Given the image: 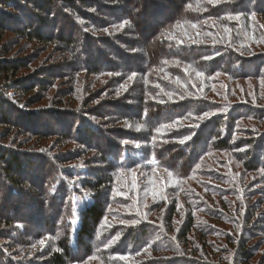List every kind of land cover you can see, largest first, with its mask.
Masks as SVG:
<instances>
[{
  "label": "trees",
  "instance_id": "16d2710c",
  "mask_svg": "<svg viewBox=\"0 0 264 264\" xmlns=\"http://www.w3.org/2000/svg\"><path fill=\"white\" fill-rule=\"evenodd\" d=\"M262 25L264 0H0V264H251L264 255ZM7 34L60 46L68 74L116 76L117 100L77 104L66 90L58 108L38 90L63 81L61 67L37 72L35 57L12 54V38L2 44ZM48 140L67 150L41 149ZM162 170L183 187L167 188L155 208L138 185L147 172L161 190Z\"/></svg>",
  "mask_w": 264,
  "mask_h": 264
},
{
  "label": "rangeland",
  "instance_id": "374dc122",
  "mask_svg": "<svg viewBox=\"0 0 264 264\" xmlns=\"http://www.w3.org/2000/svg\"><path fill=\"white\" fill-rule=\"evenodd\" d=\"M59 3H61L63 0H56ZM171 9V8H168ZM167 9V10H168ZM175 12V11H174ZM151 18H149L150 20ZM119 30H115L114 34L119 33ZM97 37L102 38V39H107L112 37V35H110L108 32H98ZM13 40V44H11V48L13 50V55H15L16 57H20L22 59L29 58H36V62L33 63L32 68H36L37 72H41L44 69H52L54 66H58L61 67L60 70H58L57 72H55V76L59 74H62V72L65 74V77H62V75L60 76V78H62L60 80H55L53 85L45 90H38L40 91V93L47 97L48 99L50 98L52 103L53 101L55 102V104L57 105L58 108H62L61 106V102H64L66 100H61V97L63 95V91L66 90H71V93H73L74 96L71 97V99L73 97L76 98V103H82L83 102V98H85L88 102H90V105L92 106H98L99 104L102 103H107V102H113L116 101L118 98V95L115 94L114 92L116 91L114 85H113V80H115V84H117V77L115 76H90V75H86V74H80V73H76V72H72L71 74L69 73V69H66L68 62L70 61L69 57L67 56V54L61 50L60 46L57 45H53V46H43L42 44H38V43H25L26 41H22V42H16V40L14 39L13 35L7 34L6 35V40L4 41V43H8L10 40ZM125 50H127L128 52H130V49L128 47L125 46L124 48ZM63 63H59L61 62V60H63ZM63 68V69H62ZM25 74H28L25 73ZM31 75L29 78H31V82L30 83H34L32 80L35 79V76L33 74H29ZM37 76V75H36ZM28 84V83H27ZM130 86V83H127L125 85V88ZM110 90V91H109ZM8 95L10 97V99L13 102H17L20 106H22L23 104H25V100L27 99V96L22 97V95L18 92H15L13 90H9ZM261 93H264V87H261ZM84 96V97H83ZM44 97V98H45ZM123 101V103L125 104L126 102H128V98L125 95V98H121ZM235 100H233L234 103ZM46 103V102H44ZM98 104V105H97ZM262 106H264V103H261ZM54 106V105H53ZM52 107V106H51ZM56 107V106H55ZM264 109V107H261ZM259 127V129L262 131L264 130V124L261 125H257ZM126 128V127H125ZM241 136L239 135V138ZM238 138V137H237ZM134 146H136V144H132ZM39 146H41V149L43 148V146L46 148H51L52 153H56L59 154L60 152H64L67 149L66 148H59L57 143L54 140H48L46 142L43 143H39ZM59 148V149H58ZM39 149V150H41ZM144 150V149H143ZM136 152L138 153L139 150H136ZM217 156L220 157L219 155H215L213 156L214 158ZM221 158L224 160V156H221ZM207 160H205L207 163H209L211 166H213L216 170H223L221 169L222 167H220L219 165L214 164L213 162H211V158H206ZM229 158L227 157V160ZM226 160V159H225ZM203 168H205V166H203ZM199 169H201V167H199ZM238 171H241V167L238 166L237 168ZM218 173H221L219 171H217ZM137 172L135 173H129L126 174L127 176H136ZM142 177L145 178L144 182L139 184L138 187H144L147 188L148 190H150L153 194H149L148 196L150 197L149 200L154 202V204H156L157 206L155 208L161 207L164 202L162 204H158V201L163 199H167V195H170L167 188H175L179 187L180 189L183 187L181 186H177L175 185L176 183L173 182L172 180H170L169 174H167L166 172L159 171V173L156 174V176H160L161 178H164V181H159L160 186H162V189L159 190L157 187V184L152 181V179H154V175L147 173V172H142L141 174ZM131 178L129 177V180ZM167 181H169L170 183L167 185ZM149 183L152 184V188L151 186H149ZM2 188V187H0ZM179 188H177L176 192L181 193V190H179ZM3 190V189H2ZM146 191V190H145ZM80 195H78L80 198H82L83 196H86L85 193H83L81 190H79ZM148 191L144 192V194H146ZM9 196V195H7ZM87 198V197H86ZM85 198V199H86ZM84 199V200H85ZM135 199V198H134ZM171 199V197H170ZM14 203L16 202L15 199H11ZM167 203H165L164 205H166ZM159 205V206H158ZM2 206V204L0 205ZM147 206L144 205L143 209L146 208ZM32 228L34 233H37V230L34 227H30ZM0 229H2V225L0 226ZM4 230V229H2ZM1 231V230H0ZM16 236H22V234L20 233V235H16ZM41 241V240H40ZM40 241H38V243L35 245L37 247H30V248H45V246H47V243L49 241L48 239H43L44 243L41 244ZM51 241V239H50ZM256 242H260L259 240H257ZM0 244H3V246H6L5 243L3 241L0 240ZM253 244H255V241L253 242ZM258 248H264V243H262L261 245H258ZM221 249V248H220ZM258 255H256V258L253 260V262L251 264H264V258L262 259L261 255H263L262 252L257 253ZM264 257V255H263ZM12 258V257H10ZM13 260V258H12ZM199 260L205 261L203 258H201L199 256Z\"/></svg>",
  "mask_w": 264,
  "mask_h": 264
},
{
  "label": "snow or ice",
  "instance_id": "6c2138e0",
  "mask_svg": "<svg viewBox=\"0 0 264 264\" xmlns=\"http://www.w3.org/2000/svg\"><path fill=\"white\" fill-rule=\"evenodd\" d=\"M209 2L211 3V2H213V0H209ZM229 18H231V19H237V20H238V19H239V15H237V16H232V17H229ZM252 18L255 19V14L252 15ZM127 23H129V21H124V22L120 25V27H121V28L124 27V25L127 24ZM193 26L195 27V25H193ZM261 27H264V25H262ZM225 30H226V31H230L229 29H225ZM185 71H187V69H186ZM134 75H135V74H133V77H134ZM197 75H199V76H203L204 74L201 73V72H198ZM133 77H129V79H132ZM261 82L264 83V80H262ZM204 115L207 116L208 113H205ZM128 126L131 127V125H128ZM142 127H143L142 124L137 125V130H140V128H142ZM185 139H186V140L191 139V136L186 137ZM182 142H183V141H182ZM124 143L127 144L128 141H124ZM136 147H140V145L137 144ZM170 174H171V173H170ZM40 243L43 244L44 241L41 240ZM122 258H123V257H122ZM90 259H91V257H90Z\"/></svg>",
  "mask_w": 264,
  "mask_h": 264
}]
</instances>
